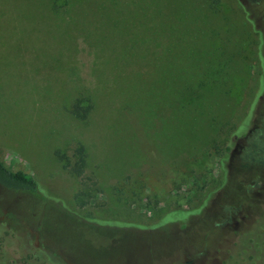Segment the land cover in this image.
<instances>
[{"label": "rangeland", "instance_id": "374dc122", "mask_svg": "<svg viewBox=\"0 0 264 264\" xmlns=\"http://www.w3.org/2000/svg\"><path fill=\"white\" fill-rule=\"evenodd\" d=\"M68 2L0 0V160L41 190L0 218L62 264H230L264 214V0Z\"/></svg>", "mask_w": 264, "mask_h": 264}, {"label": "trees", "instance_id": "16d2710c", "mask_svg": "<svg viewBox=\"0 0 264 264\" xmlns=\"http://www.w3.org/2000/svg\"><path fill=\"white\" fill-rule=\"evenodd\" d=\"M45 1V0H44ZM51 1V0H50ZM59 0H52L57 14L67 11L70 3L64 8L57 6ZM94 108V104L84 106L81 101L74 104L72 113L81 120H86ZM76 161L67 162L72 174L82 176L89 162L84 147L76 150ZM0 187L15 194L41 196L37 180L30 174L12 170L5 162L0 160ZM85 192L77 194L76 199L82 201ZM257 237H250L247 243L238 241L234 251L227 255L225 262L230 264H264V214L254 223ZM237 249V250H236ZM259 260V262L257 261ZM258 262V263H257ZM0 264H62L55 253L49 249L38 248L31 237L25 236L20 229L0 218Z\"/></svg>", "mask_w": 264, "mask_h": 264}]
</instances>
